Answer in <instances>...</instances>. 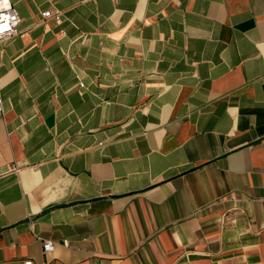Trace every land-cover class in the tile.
I'll return each mask as SVG.
<instances>
[{
    "label": "crops",
    "instance_id": "0c3cea01",
    "mask_svg": "<svg viewBox=\"0 0 264 264\" xmlns=\"http://www.w3.org/2000/svg\"><path fill=\"white\" fill-rule=\"evenodd\" d=\"M10 1L0 264H264V0Z\"/></svg>",
    "mask_w": 264,
    "mask_h": 264
},
{
    "label": "built area",
    "instance_id": "2783aa9c",
    "mask_svg": "<svg viewBox=\"0 0 264 264\" xmlns=\"http://www.w3.org/2000/svg\"><path fill=\"white\" fill-rule=\"evenodd\" d=\"M43 19H53L55 21H61L60 13H51L47 11L42 14ZM22 22L21 18L17 14L10 0H0V41L8 39L13 35L17 34V27ZM81 87L84 85L81 83ZM3 111L2 100L0 99V113ZM44 252L54 251V244L50 241L43 242ZM26 264H33L28 261Z\"/></svg>",
    "mask_w": 264,
    "mask_h": 264
}]
</instances>
